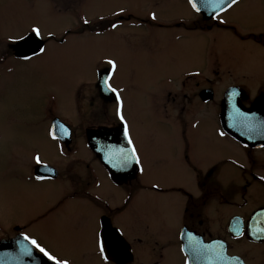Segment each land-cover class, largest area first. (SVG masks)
I'll return each mask as SVG.
<instances>
[{
  "label": "rangeland",
  "instance_id": "1",
  "mask_svg": "<svg viewBox=\"0 0 264 264\" xmlns=\"http://www.w3.org/2000/svg\"><path fill=\"white\" fill-rule=\"evenodd\" d=\"M115 10L126 11L122 15H147L150 19L155 13V21L151 19L153 26L167 25V21L173 23L183 17L191 23L194 16L180 0H76L73 9L67 12L61 10L60 0H0V41L4 35L27 34L32 26L41 27L45 34L48 31L55 34L46 56L23 65L12 64L10 73L0 68V234L13 223L20 225L27 221L24 225L28 235L72 264H82L85 250L93 242L96 221L91 206L74 198L55 208L63 195L58 184L26 180L35 154L48 162L54 160L60 168L67 165L81 177L91 162L101 190L108 195L103 203L112 207L119 201L113 197V186L93 163L79 133V126L84 129L91 123L84 92L91 90L98 67L109 59L116 61L112 84L122 92L124 116L142 156L143 180L159 187L167 176V152H180L183 147L180 130L164 120L161 107L164 92L177 89L182 74H207L218 52L233 68L259 69L257 64L245 61L244 53L235 54V42L222 32L196 36L125 24L102 34H88L95 27V31L103 29L100 17L111 18ZM81 16L92 21V26L81 30ZM258 29L264 31V25ZM68 30L72 35L65 37ZM62 38L64 42L59 44ZM4 45L6 42L0 43V55L5 52ZM79 92L81 97L77 99ZM97 104L93 103V111ZM51 111H55L53 116ZM49 117L75 127L77 136L69 149L77 152L76 156L69 157L63 145L58 146L51 138ZM201 129L209 136L213 131L210 122H203ZM198 140L193 141V146L197 144V150L201 151ZM79 166L80 171H75ZM144 194L148 199L141 194L127 208L125 217L137 228L146 224L155 227L157 218L165 217L158 214L165 211L156 201L163 202L166 196ZM114 221L118 225L122 222L116 218Z\"/></svg>",
  "mask_w": 264,
  "mask_h": 264
},
{
  "label": "flooded vegetation",
  "instance_id": "2",
  "mask_svg": "<svg viewBox=\"0 0 264 264\" xmlns=\"http://www.w3.org/2000/svg\"><path fill=\"white\" fill-rule=\"evenodd\" d=\"M180 1L194 15L191 23L183 17L175 19L173 23H169V20L167 25L153 26L155 20L152 21L147 15L126 16L122 15L126 11L115 10L111 18L107 16L99 20L103 29L88 32L102 34L111 31L113 22L119 25L117 28L125 24L153 26L155 29L196 36L222 32L223 35H230L235 42V54L244 53L247 63L259 66L258 70L233 68L225 63L218 52L213 56L212 67L207 74H182L177 89L169 88L164 92L161 103L164 120L180 130L183 144L180 152H167L164 185L157 188L154 183H145L144 172L140 173L135 165L114 167L115 159L111 162L107 157L101 159L87 145V133L90 131H121L123 134V125L115 115V94L97 87V72L104 76L111 75L113 80L114 74L106 62L96 70L91 90L84 92L88 99L87 108L90 109L87 117L91 123L84 129L79 126V133L86 142L93 163L113 186V197L119 201L112 207L103 203L108 195L101 190L97 171L91 162L85 166V174L81 177L75 175L67 165L60 168L54 160H43L47 168L35 165V154L31 157V173L26 182L58 184L63 195L55 208L77 198L91 206L96 224L103 218L105 226L110 227L116 224L115 218L120 219L127 245L125 264H264V181L259 179L264 176V31L258 29L264 25V0H239L234 8L222 14L221 18L227 21L225 24L205 19L191 10L187 0ZM9 38L4 35L0 41L6 42L2 54L6 58L0 59V68H5L6 73L11 72L12 64L28 63L15 57ZM61 41L58 43L62 44ZM115 88L122 97L121 90ZM80 94L76 95L77 99L81 97ZM94 102L98 104L93 111ZM54 112L51 111L50 116ZM50 120V131L55 121L69 130L68 146L59 139L55 141L58 146L63 145L69 157L76 156L77 152H70L69 149L77 136L75 127L56 117ZM203 122L212 124L210 136L201 129ZM220 132L226 135L220 136ZM195 140L200 142L201 151L197 150V144L194 148ZM139 155L142 164V156ZM107 164L121 174L119 179L112 178ZM240 165H244V168ZM79 167V170H73L78 172ZM37 176L48 178L38 180ZM152 192L160 197L166 196L163 202L155 200L157 206H162L165 211L158 214H165V217L157 218L155 227L146 224L137 228L136 224L126 219L127 208L141 194L148 199L144 193ZM26 222L8 226V233L0 234V241L20 240L28 245L21 235L27 234ZM90 243L81 263L102 264L96 251L94 234ZM4 257L10 261L0 260V264H11L12 256Z\"/></svg>",
  "mask_w": 264,
  "mask_h": 264
},
{
  "label": "snow or ice",
  "instance_id": "3",
  "mask_svg": "<svg viewBox=\"0 0 264 264\" xmlns=\"http://www.w3.org/2000/svg\"><path fill=\"white\" fill-rule=\"evenodd\" d=\"M60 2L61 10L67 12L73 9L76 0H60ZM187 3L190 5V8L194 13L201 16L207 14L209 20L217 21L220 24H225L227 21L221 18L222 14L234 8L239 3V0H187ZM117 15H119V13ZM100 19L103 20L104 17H100ZM151 19H156L155 13H152ZM80 25L81 30H83L85 28L91 27L92 21H90L85 16H81ZM118 26L119 25L115 22L111 23L110 25V27L113 29L117 28ZM93 31H95L94 28ZM71 35V30L65 32V37ZM53 39H55V34L52 31H48L47 34H45L39 26H32L27 31V34L22 33L18 37L9 38L11 45L19 46L16 54L19 56L20 60L26 62H32L46 56L49 50L47 44L49 40ZM61 42H64V38H62ZM4 58H6V56L0 55V59ZM106 64L110 66L112 73L114 74L117 68L116 61L109 59L106 61ZM111 80V75L104 76L97 72V87L101 91L107 90L108 92L115 94V99L117 102L115 115L118 121L123 125V137L126 141V146H114L109 150L108 153H106V157L110 162L113 161V159L116 160V163L113 164L114 167L128 168L132 165H135L137 166L138 171L143 173L144 168L141 164V158L135 144L133 143L129 132L128 123L124 116V101L120 95V91L112 86ZM57 129L59 131H57ZM67 134V129L63 128V126H54L53 130L49 133L53 140L58 139V135ZM219 135L225 136L226 133L220 132ZM33 162L35 165H38L42 168L48 167L39 154L34 156ZM240 167L243 169L244 165H240ZM47 178L48 177L46 176H37L38 180ZM259 179L264 181V176H260ZM154 187L158 188L159 185H154ZM193 203L195 204L196 201L194 200ZM21 235L23 236V239L28 242L30 247L27 245H21L19 258L24 256L32 257L33 250H35L43 258L44 264H70L68 259L58 256L45 247L37 239L30 237L25 233H22ZM124 235V228L121 225L113 224L110 227H106L103 222V218L97 222L94 233V243L102 264H125L127 245L125 244Z\"/></svg>",
  "mask_w": 264,
  "mask_h": 264
},
{
  "label": "water",
  "instance_id": "4",
  "mask_svg": "<svg viewBox=\"0 0 264 264\" xmlns=\"http://www.w3.org/2000/svg\"><path fill=\"white\" fill-rule=\"evenodd\" d=\"M203 16L205 19H208L207 14H204ZM18 47H19L18 45L12 46L15 57H19L16 54ZM54 126H63V128H66L63 124L59 123V121H55L53 123L52 130ZM57 131L59 130L57 129ZM67 132H68L67 135H58V139L65 146H68L70 144V135H69L68 129H67ZM87 144L92 152H94L99 158L103 159V157H106L105 152H109V150L112 149L114 146H121V145L126 146V141L124 140V137L121 131L120 132L115 131L113 133L104 132V131H90L87 133ZM107 165H108L107 167L109 169V173L112 175V178L114 180L119 179L121 174H119V172L116 171L114 168H112L109 164ZM21 245H27V244L20 240L1 241L0 242V255H1L0 260L9 262L10 260L4 256L11 255L12 256L11 264H44L43 258L40 255H38L34 250H33L32 257L24 256L22 258H19Z\"/></svg>",
  "mask_w": 264,
  "mask_h": 264
}]
</instances>
